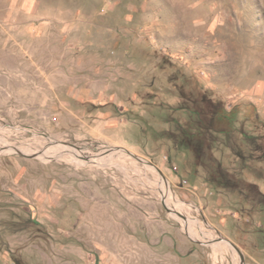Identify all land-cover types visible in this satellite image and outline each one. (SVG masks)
I'll return each instance as SVG.
<instances>
[{"label": "rangeland", "instance_id": "1", "mask_svg": "<svg viewBox=\"0 0 264 264\" xmlns=\"http://www.w3.org/2000/svg\"><path fill=\"white\" fill-rule=\"evenodd\" d=\"M0 264H264V0H0Z\"/></svg>", "mask_w": 264, "mask_h": 264}, {"label": "trees", "instance_id": "2", "mask_svg": "<svg viewBox=\"0 0 264 264\" xmlns=\"http://www.w3.org/2000/svg\"><path fill=\"white\" fill-rule=\"evenodd\" d=\"M188 136H189V138L191 137L189 134H188ZM179 142H184V141H183V139H180V141H179Z\"/></svg>", "mask_w": 264, "mask_h": 264}, {"label": "water", "instance_id": "3", "mask_svg": "<svg viewBox=\"0 0 264 264\" xmlns=\"http://www.w3.org/2000/svg\"><path fill=\"white\" fill-rule=\"evenodd\" d=\"M179 215H180V213H179ZM180 216H182V215H180ZM182 217H184V216H182Z\"/></svg>", "mask_w": 264, "mask_h": 264}]
</instances>
